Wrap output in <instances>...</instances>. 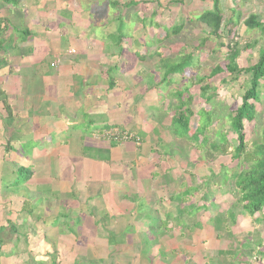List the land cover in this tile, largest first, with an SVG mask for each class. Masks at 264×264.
<instances>
[{
    "label": "crops",
    "instance_id": "0c3cea01",
    "mask_svg": "<svg viewBox=\"0 0 264 264\" xmlns=\"http://www.w3.org/2000/svg\"><path fill=\"white\" fill-rule=\"evenodd\" d=\"M31 1L22 0L19 5ZM9 9L0 6V17L7 20L0 26V38H5L0 44V264H159L164 256L159 253L158 240L149 255L143 251L145 243L137 239L117 249V236L133 228V220L139 218L133 216L138 215L135 208L125 211L118 207L117 197L110 193L123 184L113 171L121 169L126 179H132L134 173L136 183L139 166L148 165L152 154L160 155L156 150L165 136L155 140V129L147 128L159 108L156 72L141 68L134 75L139 84L133 78L129 86H120L126 74L120 63L127 55H117L116 48L105 40L106 29L86 33L78 27L72 44L73 37L60 35L64 29L73 32L78 26L69 20L70 13H60L57 23L50 22L51 30H46L41 19L30 30L25 23L16 25ZM39 9L38 5L34 10L36 16L42 13ZM99 36V42L114 54L105 53L99 42L86 43ZM70 46L76 47L74 55ZM96 48L102 49L101 56L93 58L86 52ZM144 86L148 87L145 91ZM144 103L153 112H146ZM143 112L149 118H142ZM168 119L169 126L163 124L161 129L170 127L171 117ZM83 124L88 135L78 132ZM110 129L135 133L142 137V145L112 144L96 137ZM160 163L164 169L154 182L177 183L178 177L171 178L165 167L167 158ZM184 192H175L170 200ZM130 195L126 191L122 199L136 206ZM169 214L174 216V212ZM107 219L113 222L112 229L105 224ZM200 258H206L202 250L185 263L179 257L174 259L179 264H199Z\"/></svg>",
    "mask_w": 264,
    "mask_h": 264
},
{
    "label": "rangeland",
    "instance_id": "374dc122",
    "mask_svg": "<svg viewBox=\"0 0 264 264\" xmlns=\"http://www.w3.org/2000/svg\"><path fill=\"white\" fill-rule=\"evenodd\" d=\"M118 1L119 7L112 9L110 5L113 2L112 0H33L31 4L24 2L23 6L18 5L14 7L11 5L7 12L9 13V17L16 21V25L19 22V24L25 23L30 30L34 27L37 28L40 19L43 26L48 28L46 30H51L49 27L50 22L57 23L59 19L57 21L55 19L60 13H70L69 20L73 22V26L74 24L78 26H74L73 32L64 29V32H61L60 35L67 36L69 34V37H73L70 38L72 44L74 43L73 39L78 34V27L86 33L88 30L92 31L95 28L100 30L106 29L109 36V34L115 35L117 33L115 30L122 25L124 28L123 33L126 35L123 40L124 53L127 55L124 60L121 59V61L125 62L120 63L126 73L122 76V81L120 82V86L123 87L124 84L129 86L130 79L133 78L139 84L140 79L138 77L135 78L134 75L141 68L143 72L151 70L156 72V67L160 61V57L157 54L161 55L162 58H168L172 54L178 55V51L184 50V53L193 54L196 59V66H198L196 67V75L209 77L211 70L215 66L225 65V59L229 50L228 46L233 47L234 44H237L240 49L241 54L237 60L240 69L253 67L257 63L260 49L264 47V39L261 37L260 32L255 29H248L245 26V21H247L250 15L255 16L258 22L264 21V0H220L224 16L223 25H232L233 31L230 37L224 33L221 39H210L202 47L200 45L202 41L207 40V32L204 26L197 22L196 18L203 12L211 10V0H183V2H179L181 0H157L159 6L152 0ZM132 2H141V5L138 8L135 5H130L126 9L125 7ZM176 2L181 4H177ZM38 5L40 8L39 12L42 13L36 16L35 12L37 10H34L37 9ZM116 18H120L122 21H118ZM33 22H35V26H33ZM181 24L185 28L178 37H173L167 41L164 44L166 46H157V42L165 38V27L171 28ZM54 34L56 35L57 33L54 32ZM99 38L100 36L95 40L90 38L88 41H85L86 43L89 42V45H96L98 44L96 42H99ZM98 45L104 46L101 43ZM71 48L73 49L69 52L75 51L76 53V47ZM104 49L105 53L114 54L112 53V48L109 49L104 46ZM86 52L95 58L101 56L102 49L96 48L95 51L87 50ZM117 59L119 58H116V61ZM184 76L185 78L176 77L175 81L177 86L182 84L183 86L181 87L189 86L191 89L190 96L193 97L191 110L195 116L191 121L192 130L190 134L193 133L197 126L198 118L196 114L199 111L214 108V111L223 118V116L239 106L242 95L249 89L248 80L250 76L247 75L240 76L237 81L232 80L228 74L209 78L206 83L216 89V94L212 104L207 105L200 98V87L195 84L191 85V74L186 73ZM156 77L159 79L157 72ZM261 85L262 87L259 90L260 103L255 106L259 113L258 120L250 124L245 123L244 132L246 141L249 143L256 137L261 136V129L264 123V82ZM146 88L148 87L144 86V91L147 90ZM174 88H176V85ZM156 92L159 95L158 100H160L159 103L162 107L157 103L159 106L158 112L155 115H151L149 127L147 126V128L149 130L153 128L157 131L163 124L165 125L164 127L169 126L170 120L168 118L174 115L172 107L177 101L174 94L172 96L174 99L172 97L169 99L166 98L168 96L167 91L160 92L158 89ZM131 93L134 95L133 92ZM137 95H139V92L134 96ZM164 105L167 106L163 107ZM144 108L148 113L153 112L147 103H144ZM148 113L143 112V116L141 117L147 118L150 116ZM215 121L217 123V125H214L216 126V130L222 129L224 132H228L227 127L229 122L226 119L222 121V124L221 121ZM200 126L202 127L201 124ZM86 129L87 127L84 124L78 126V132L83 135L89 134ZM155 130L154 134H152L154 135V139L156 140L159 136H165V140L156 150L160 155L156 156L155 153L152 154L148 165L139 166L141 169H139L138 182L135 183L132 180L134 173L130 174L132 179H126L124 173H120L121 169L112 172V174H116L120 178V181H123V184L117 187V191L112 189L110 192L117 197L115 203L125 211L135 208L138 211V215L133 214V216L137 217V219L139 218L138 221L133 220L135 223L133 224V228H127L124 234L117 236V249L125 248V245L130 246L128 241L137 239L138 243H145L146 248L143 251L146 252V255H149L150 250H154V245L158 240L157 247L159 248V253L162 254V257L164 256L163 258L159 256L162 258L159 264H170L172 261L173 263L176 262L175 264H179L174 259L176 257H179L180 263H185L191 257V254L201 252V250L204 255L206 254V258H200L199 264H207L204 261L206 259L213 264H264V256L259 255V253L264 252V224L257 221L256 218L252 219L241 212L238 213L236 225L232 224L228 218V212L236 205L237 197L231 181H228L226 186L223 185L221 170L225 167L229 176H232L236 171L243 169L242 167L240 168L239 161L229 156L221 157L213 163L208 162L204 164L200 152L192 142L189 143V141L184 139L179 140L174 137L170 134V127L164 130L160 128L159 132ZM96 137L101 138L102 134H97ZM139 138L142 140V137ZM227 139L230 145H236V137L233 134L228 133ZM142 142L143 140L140 141V145H142ZM140 145L136 146L140 147ZM28 149L31 151L32 146H29ZM171 150L174 151L172 157L163 156L165 151L166 153H171ZM166 158L168 163L165 164V167L169 169V176L171 178L178 177L177 183L176 181L174 183L169 182V180L164 181V183H167L165 185H162L159 180L158 182H154L156 180L154 179L155 176L162 174L161 169H164V166L160 162H165ZM211 173L217 176L214 179L216 183H211L205 187L203 178L209 176ZM142 175L144 176L141 177ZM12 183L14 184V182ZM186 188H197L198 192L185 193ZM108 190L107 188L105 193ZM126 191L127 194L131 193L130 196L136 201V206L133 204L134 202L122 199V195ZM175 192L185 193H182L184 195L181 197L187 200V206L193 205L194 208H197L199 204L205 205V208L196 214L197 222L193 217H188L186 213L183 214L184 206L180 203V197H177V201L170 200V197L174 196ZM134 193L139 197L134 196ZM98 198L96 199L100 200ZM135 198L140 199V201L138 199L135 200ZM101 203L103 202L101 201ZM173 212L174 216H170V218L179 216V223H176L174 219H167V215ZM140 217L144 222L140 220ZM112 220H115V218H112ZM121 222L124 225L128 224L125 220H121ZM105 224L109 225L108 229H112V221L107 219L105 220ZM121 231L123 230L121 229ZM125 238H127L126 241ZM258 242L262 244V248L256 246ZM137 249H140V247H137ZM112 254L115 255L116 253L113 252ZM213 258L214 261H209Z\"/></svg>",
    "mask_w": 264,
    "mask_h": 264
},
{
    "label": "trees",
    "instance_id": "16d2710c",
    "mask_svg": "<svg viewBox=\"0 0 264 264\" xmlns=\"http://www.w3.org/2000/svg\"><path fill=\"white\" fill-rule=\"evenodd\" d=\"M21 1L22 0H0V6L10 7L12 5L16 7ZM112 1L113 2L110 3L112 9L119 7L118 5L120 4L118 3V0ZM152 1L156 2L158 5L157 0ZM179 2H183V0ZM179 2L176 3L181 4ZM211 2V10L203 12L196 18L197 22L203 25L205 31L207 32V40L202 41L200 45L201 47L210 39H221L224 33L230 37V34L233 31L232 25H223L224 16L220 0H211ZM130 5H135V7L138 8L141 5V2H132L125 8L128 9V6ZM116 20L122 21L120 18H116ZM3 22L5 23L7 20L0 17V26ZM245 26L251 30H258L261 37L264 39V21L258 22L255 16L250 15L247 21H245ZM184 28L185 26L183 24L173 26L171 28L165 27V38L159 40V42H157V46H166L164 44H166L167 41L173 37H178ZM115 31H117L115 35L109 34L108 36L106 34L105 40L111 43L116 48L115 50L117 51V55L121 56L124 54L123 40L126 35L123 33L124 28L122 25H120ZM1 35H3L2 32ZM4 39V37L0 38V44L4 41ZM228 49L225 65L215 66L214 69L211 70L209 77H200L196 75V67H198L195 62L196 59L193 54L184 53V50H180L178 51V55L172 54V56L168 58H162L161 55L157 54V56L160 57V61L156 67V72L159 74L156 89H160L161 92L167 91L168 96L166 98L169 99L174 94L177 101V103H174L175 105L172 107L174 115L171 116L170 134L179 140L184 139L189 141V143L192 142L196 149L200 152L202 160H204V164L208 162L213 163L221 157L230 156V158L239 161L240 168H243L241 171L239 170L233 173L232 176L230 175L231 177L225 167L221 170L223 185L226 186L227 182L231 181L237 197L236 205L228 212L229 221L236 225L238 213L241 212L245 213L246 216L252 219L256 218L257 221L264 224V123L261 129V136L256 137L251 143L246 141L244 132L245 123L250 124L258 120L257 118L259 113L257 112L255 106L260 103L259 90L262 87L261 83L264 82V47L259 51L257 63L248 69H240L237 64V60L241 54L237 44H234L233 47L228 46ZM111 73L112 71L108 72L109 77H111ZM186 73L191 74V85L195 84L200 87V98L207 105L212 104L216 94V89L206 83L209 78H213L221 74H228L232 80L237 81L240 76L247 75L250 76L248 80L249 89L242 95L239 106H237L235 110L227 113L223 116V118L214 111V108L199 111L196 114V117L198 118L197 126L193 133L190 134V131L192 130L191 121L195 116L194 112L191 110V104L193 101V97L190 96L191 89L189 86L181 87L183 86L182 84L177 86L175 81L176 77L185 78L184 75ZM175 85L176 88H174ZM169 88L171 89L168 90ZM224 119L229 122L227 127L228 132H224L222 129L216 130V126H214L217 125L215 120L221 121L222 124ZM228 133H231L236 137V145H230L227 139ZM135 135L138 136L137 134ZM173 152L174 151L171 150V153L167 152L166 154L171 156L174 155ZM216 178L217 176L214 173H211L209 176H205L203 178L204 186L206 187L211 183H216V181H214ZM193 191L198 192V189L187 188L186 190L188 193H192ZM173 200L177 201V197L171 198V201ZM186 201L187 200H184L183 197H180V203L184 206L183 214L186 213L188 217L196 219V214L203 210L204 205L202 206V209L199 207L194 208L193 205L187 206ZM177 217L174 218V221L179 223L178 220L180 218L179 216ZM167 219L170 220V215L167 216ZM256 246L258 248L263 247L260 242H258ZM259 255L264 256V252L259 253Z\"/></svg>",
    "mask_w": 264,
    "mask_h": 264
},
{
    "label": "built area",
    "instance_id": "2783aa9c",
    "mask_svg": "<svg viewBox=\"0 0 264 264\" xmlns=\"http://www.w3.org/2000/svg\"><path fill=\"white\" fill-rule=\"evenodd\" d=\"M71 54H74V52H71ZM51 66L54 68L56 67V64H51ZM102 138L110 143L115 144L134 142L136 145H140L141 141L139 136H136L135 134L127 131L126 129H110L104 131L102 133Z\"/></svg>",
    "mask_w": 264,
    "mask_h": 264
}]
</instances>
